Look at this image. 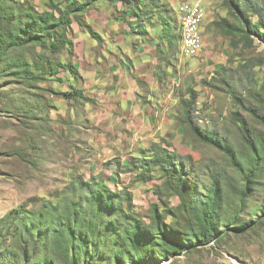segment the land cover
<instances>
[{"label":"trees","instance_id":"16d2710c","mask_svg":"<svg viewBox=\"0 0 264 264\" xmlns=\"http://www.w3.org/2000/svg\"><path fill=\"white\" fill-rule=\"evenodd\" d=\"M222 1L229 17H222L213 25L232 42L241 37L248 43L255 40L264 43V0ZM103 2L126 6L120 13L122 21L132 19L128 22L130 31L142 37L156 33L168 43L167 54L177 60L174 45L178 44L180 50L181 27L175 8L171 10L160 0H73L64 8L53 3L43 11L29 0H0V77L9 72L16 78L37 81L51 77L63 83L57 75L64 70L68 75L72 72L77 83L83 82L71 59L75 47L73 25L88 28L92 34L87 22L78 15ZM172 12L175 19L170 18ZM37 47L52 54L67 48L68 60L55 63L45 56L46 65H36L39 74L35 75L28 71L35 67L33 61L13 52L35 51ZM225 72L226 67H220L217 76L226 79ZM68 80L71 82L70 77ZM76 85L71 83L73 88ZM84 93V89H75L71 96L93 102ZM229 93L263 127H253L240 112L234 113L244 143L241 152L228 134L200 125L194 113L195 94L183 101L184 120L200 141L229 158L240 184L228 180L226 171L213 172L206 184L205 170L194 164L192 156L176 155L168 146L161 148L156 144L153 156L144 163L162 171L165 179L162 187L180 200L175 211H161L154 204L151 216L145 218L135 211L130 192L79 178L71 188V195L65 193L56 203L47 201L37 213L20 208L1 220L0 250L7 237L14 240L15 249L2 251L0 264H155L199 245L218 242L230 229L246 233L262 224L264 200L260 203L259 196L264 194V113L257 111L258 107L244 97L239 87L232 86ZM145 165L139 168L145 171ZM139 176L144 182L149 180L145 173ZM245 212L250 221L243 220ZM165 214L176 220L175 225L167 223Z\"/></svg>","mask_w":264,"mask_h":264},{"label":"rangeland","instance_id":"374dc122","mask_svg":"<svg viewBox=\"0 0 264 264\" xmlns=\"http://www.w3.org/2000/svg\"><path fill=\"white\" fill-rule=\"evenodd\" d=\"M72 1L29 0V3L43 11L53 3L64 8ZM160 1L171 10L175 7L179 21L180 6H188V1L196 4L200 0ZM199 3L206 13L202 25L205 47L201 55L185 58L177 44L174 45L178 52L177 60L171 55L167 58V65H175L171 68L176 71L177 84L172 90H175L174 96L179 98L180 105L174 126L176 132L179 127L182 131L168 133L156 143H123L118 146L111 142L113 140L108 142L112 135L102 141L100 135L106 134L107 130L98 125L94 115L96 105L71 96L75 89H83L82 82L77 83L72 72L68 75L67 71L61 70L57 79H62L63 83L51 77L37 81L20 76L16 78L9 72L0 77V224L14 210L26 208L30 213H37L47 201L56 203L65 193L71 195V188L79 178L101 181L112 190L130 192L135 211L145 218L151 216L150 209L154 204L161 211H175L180 200L162 187L165 181L162 171L144 163L145 159L153 156L156 144L161 148L168 146L176 155L192 156L194 164L205 170L203 179L206 184L215 171H226L228 180L240 184L239 175L229 158L193 134L184 120L183 101L195 94L194 113L200 125L215 127L220 133L228 134L236 150L241 152L244 143L241 127L233 119L234 113L240 112L253 127H263L250 112L237 105L229 90L232 86L239 87L244 97L258 107L257 111L264 113V43L259 40L248 43L241 37L232 42L229 36L213 25L214 21L229 17L223 1L201 0ZM107 5L106 2L97 4L86 14L78 15L87 22L97 44L98 10L101 13L107 10L106 13L121 18L120 10L127 9L118 4L113 13ZM170 18L175 19L174 12ZM155 19L158 20V16ZM253 19L256 20L255 17ZM128 21L131 23L132 19ZM75 28L88 31L77 23ZM150 36L159 39L154 32ZM164 43L168 53L169 45L166 41ZM13 53L33 61L35 67L28 71H33L35 75L39 74L36 65H46L45 56L55 63L66 62L69 57L67 48L58 54L42 47H37L35 51L24 49ZM71 59L75 61L74 56ZM76 59L82 61L81 58ZM220 67H226V79L217 76ZM81 75L83 78L88 76L86 72ZM71 83L77 85L73 88ZM84 95L88 97L86 92ZM119 129L128 132L122 126L117 127ZM141 165H145V171L139 168ZM142 173L149 177L148 181L141 180L139 175ZM263 200L264 194L259 196L260 203ZM243 217V220L250 221L247 212ZM165 219L169 224L176 223L173 217L166 214ZM1 249L0 253L15 249L14 240L7 237ZM155 264H264V221L246 233L230 229L218 242L199 245Z\"/></svg>","mask_w":264,"mask_h":264},{"label":"crops","instance_id":"0c3cea01","mask_svg":"<svg viewBox=\"0 0 264 264\" xmlns=\"http://www.w3.org/2000/svg\"><path fill=\"white\" fill-rule=\"evenodd\" d=\"M107 4L114 13L118 4ZM106 11L98 10V44L91 33L73 25L74 62L80 74L88 75L82 88L96 105L98 125L108 132L101 140L112 135L108 142L117 145L147 144L182 131L174 126L180 108L172 90L177 76L171 68L175 65H167L164 40L135 34L129 19L122 21ZM119 126L128 132L117 130Z\"/></svg>","mask_w":264,"mask_h":264},{"label":"built area","instance_id":"2783aa9c","mask_svg":"<svg viewBox=\"0 0 264 264\" xmlns=\"http://www.w3.org/2000/svg\"><path fill=\"white\" fill-rule=\"evenodd\" d=\"M200 4H190L188 1L187 8H181L182 12L189 14V21L185 24L188 28L190 36L189 53L191 58H196L201 55L204 44V33L202 31V25L206 18V13H199Z\"/></svg>","mask_w":264,"mask_h":264},{"label":"bare ground","instance_id":"6f19581e","mask_svg":"<svg viewBox=\"0 0 264 264\" xmlns=\"http://www.w3.org/2000/svg\"><path fill=\"white\" fill-rule=\"evenodd\" d=\"M201 1V0H200ZM199 1V2H200ZM197 2L196 4L199 5V13H205L204 8L201 5V3ZM181 8H187V6H180L178 15H179V25L181 27V44H180V49H181V55L185 58H191V54L189 53V46H190V36L188 32V28L185 25L189 21V14L186 12H182Z\"/></svg>","mask_w":264,"mask_h":264}]
</instances>
